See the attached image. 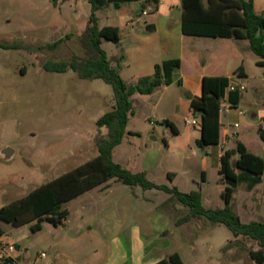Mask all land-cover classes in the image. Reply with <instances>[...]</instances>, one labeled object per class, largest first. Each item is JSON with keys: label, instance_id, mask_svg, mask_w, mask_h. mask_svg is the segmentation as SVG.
I'll use <instances>...</instances> for the list:
<instances>
[{"label": "rangeland", "instance_id": "374dc122", "mask_svg": "<svg viewBox=\"0 0 264 264\" xmlns=\"http://www.w3.org/2000/svg\"><path fill=\"white\" fill-rule=\"evenodd\" d=\"M111 10L116 11L114 7ZM107 13V10L97 13L101 23H105ZM91 15L92 6L87 0H0V45L7 46L0 47V209L98 155L97 122L115 104L113 88L102 80L81 79L72 70L56 73L44 69L49 60L58 62L75 54L86 55L76 34L87 27ZM108 25L115 23L109 21ZM70 33L74 37L56 50L44 49ZM102 48L109 57L118 54L116 44L111 42L104 41ZM257 59L250 51L247 60L251 63ZM251 66L256 70L254 63ZM259 70L251 74L254 85L263 80L257 75ZM243 83L248 88L242 105L232 109V113L222 114L224 129L235 133L247 132L249 124L254 122L252 115L259 114V108L264 110V88H257L256 92L248 82ZM175 90L157 95L152 103H134L127 129L136 135H126L123 144L116 149L113 161L134 173L149 170V180L157 185L170 186L167 173H176V183L184 193L201 189L205 208L222 209L225 206L221 196L224 186L218 182L216 156L212 155L204 168L206 183L202 180L205 155L197 144L193 142L188 151L198 152L190 174L181 163L183 155L178 147L185 144L187 130L194 133V127H189L183 117L173 119L181 131V138L176 139L162 120L156 122L153 119L156 113L153 103L159 101V112H165V101ZM189 120L193 118L189 117ZM251 135L259 140V144L254 143L251 147L252 151L264 159V144L258 131H252ZM6 148L15 152L10 161H5L2 155ZM211 150L217 148L211 147ZM134 190L114 184L105 195L107 197L93 193L71 201L64 206L67 213L64 226L44 223L41 231H33L36 221L15 227L2 220L0 226L6 231L7 240L17 250L28 253L36 264L48 261L54 264H106L110 260L115 264L121 258L122 248L132 264V250L136 246L128 234L134 229L143 234L146 246L152 242L162 246L152 253L154 260L178 252L184 264H253L247 251L224 250L233 239L225 225L214 224L206 218L185 221L188 208L171 210L169 202L143 203L133 196ZM145 196L153 199L154 193ZM94 197L98 198L96 204ZM122 199L129 205V217L118 212V200ZM104 200L110 205V208L105 207V222L83 216L93 205H102ZM230 207L244 224L263 221L264 176L253 193L247 191L246 183H241ZM92 221H98L97 226L87 228ZM82 222L86 225L84 229L80 228ZM120 225L124 229L115 238L113 234ZM162 228L166 229L156 233ZM152 234L159 235L151 238ZM243 242L249 249L258 248L252 240ZM42 253L47 255L45 261L40 258Z\"/></svg>", "mask_w": 264, "mask_h": 264}, {"label": "trees", "instance_id": "16d2710c", "mask_svg": "<svg viewBox=\"0 0 264 264\" xmlns=\"http://www.w3.org/2000/svg\"><path fill=\"white\" fill-rule=\"evenodd\" d=\"M92 6V15L84 31L77 36L86 55L75 54L65 61L49 60L44 69L49 72H76L84 80H102L114 90L113 108L106 112L97 122L98 136L95 139L98 155L93 159L70 170L62 176L43 184L21 199L0 209V220L21 227L36 221L33 231H41L44 223L61 226L67 218L64 206L98 187L105 186L115 180L127 188L134 190L140 187L144 191L158 190L170 194L173 200L189 209L185 221L191 218H206L214 224L225 225L232 233L231 240L224 250L233 248L247 251L256 264H264V220L241 222L240 217L230 207L234 194L241 183H246L248 192H252L263 182L264 159L248 151L246 146L237 142L233 149L226 150L220 158L221 184L224 186L222 209H207L203 206L202 193L191 191L182 193L176 187L157 185L148 178L146 172L134 173L114 163V152L127 134L130 118L133 115L132 96L135 94L150 95L165 84L173 83L174 73L180 67L178 60L165 61L156 65L154 79L147 86L141 84L129 87L123 80L120 69L125 61L123 53L109 58L102 48L104 41L119 44L120 29L116 26L100 27L97 13L110 5L119 8L123 3L141 0H87ZM182 33L191 37L229 38L248 41L250 50L257 56V65L264 67V12L257 13L253 0H182ZM74 36L48 44L44 49L56 50L65 41ZM7 48V46L0 45ZM242 67L236 72L239 74ZM232 79L227 77H205L202 82V96L191 101V111L201 121V138L197 146L204 149L220 144L221 106ZM181 85V82H179ZM242 93L239 90L228 93L229 107L239 106ZM174 135L177 128L165 121ZM106 131V134L103 132ZM132 135V134H130ZM134 135V134H133ZM136 135V134H135ZM259 137L264 144V128L259 129ZM167 143V142H166ZM167 178L172 181L173 175ZM6 231L0 226V237ZM252 240L258 249H249L243 242ZM19 249V245H17ZM0 264H18L15 260H0ZM156 264H184L179 253Z\"/></svg>", "mask_w": 264, "mask_h": 264}, {"label": "crops", "instance_id": "0c3cea01", "mask_svg": "<svg viewBox=\"0 0 264 264\" xmlns=\"http://www.w3.org/2000/svg\"><path fill=\"white\" fill-rule=\"evenodd\" d=\"M253 2L255 11L257 13H263L264 0H253ZM181 4L182 0H141L138 2L123 3L119 8L110 5L109 7L103 9L107 10L108 12V15L105 17V23H101L99 21V25L100 27H106L109 26L108 22L112 21L115 23L114 26L119 27L120 29L121 40L116 46L118 49V54L123 53L125 56V61L121 65L120 73L124 82L129 87L136 86L138 84L147 87L154 79L156 65H160L165 61H179L180 67L177 71H175L173 83L171 85L167 86L162 84L161 86L157 87L150 95H142L137 93L132 96L131 100L134 108V103L136 101L138 103H142V105L150 102L152 103L153 99L157 95L164 94L166 91H169L173 88L176 89L173 96L169 97L168 100L165 101L164 105L165 109H167L165 112H159V101L153 103L154 112H156L153 115V119L156 120V122H159V120H162V122H171L178 130V134L173 136L176 139L181 138V131L176 123L172 121L173 119L183 117L189 127H194V133H192L190 130H187L188 136L185 140V144H182L180 147H178L179 152L183 155L181 163L183 164L186 173L190 174L191 168L193 166L194 156L198 155V152L188 151L191 150V145L193 142L196 145L197 141L201 138L200 117L194 116L192 114L191 101L202 96L203 79L205 77H227L232 79V83L236 86H245L243 82H248L251 88L257 92V88H264V70L258 69L260 68V66L257 65L258 59L251 63L249 60H247V56L250 55L251 50L250 44H248L246 41H238L229 38L191 37L184 35L182 33L183 12ZM112 7L115 8V12L111 10ZM83 31L84 29L76 35H80ZM61 39L62 37L58 38V41ZM117 55L110 56L109 58L115 57ZM252 63L256 65V70L252 68ZM240 67H242L243 70L239 74H236ZM257 69L260 71L257 75H261L263 80L260 82L261 84L258 83L257 85H254L251 82L254 79L251 74L252 72L258 71ZM179 82H181V85H179ZM246 88L248 87L246 86ZM246 91L245 93H247ZM245 93H242L239 106H241L243 103ZM188 94L192 96V99L188 97ZM251 100L252 97L249 96V101ZM257 110H259V114H256L257 117L253 119L254 122L249 124V129L247 132L235 133L228 129H224L225 125L221 120L220 144L214 147L217 148V150H211V147L213 146H209L204 149L199 148L201 153L205 155V157L202 158V163L204 165L202 168L203 183H206V170L204 168L207 163H209L212 155L216 156L215 158L218 160V182L219 184L221 183V176L219 175V171L221 169L220 158L224 151L233 149L237 142L243 143L248 151L257 155L256 152L252 151L251 147L254 143L259 144V140L253 137L251 133L252 131L257 130L259 137V129L261 127L264 128V110L260 108ZM232 112V108H229L227 114ZM240 114L243 116V112H240ZM260 114L262 118H260ZM189 117H192L193 120L190 121ZM131 119L132 117L130 118V122ZM193 123H196L197 125ZM128 133L132 135L134 134L135 136V133ZM231 142L233 143L231 144ZM145 172L148 174V176H150L149 170H145ZM168 174L173 175L172 181H169V187H176L180 192L184 193L176 183L178 175L173 172H168L167 175ZM114 184L121 183L112 180L109 181L105 186L98 187L85 194L99 193L101 196L108 195ZM258 187L259 185L250 193H253L258 189ZM135 189L136 190H134L132 194L136 200L140 202H152L155 204L169 202L171 210H179L185 207L177 200H173L171 195L165 192L158 190L144 191L138 190L137 188ZM135 191L137 193H134ZM198 191L201 192L202 190L200 189ZM146 193H154V198L151 199L146 197ZM156 198L160 199V201H155ZM93 200L94 204L98 203L97 197H94ZM103 202L102 205H93L90 210H87L83 214V216L87 219L90 217L93 219L98 218L97 220H99V222H105V209L110 208V205L106 203V200ZM118 203L119 205L117 208L119 214L123 215L124 217H129L131 215V211L127 202L122 199L118 200ZM86 205L88 206V204ZM185 208L187 209V207ZM107 211L108 213L110 212V210ZM94 222L91 223L87 228H95L98 221ZM64 225L65 221L63 222L62 226ZM85 227L86 225L84 222H82L80 228L84 229ZM123 229L124 228L121 225L117 227V232L113 234L115 238L121 235L118 233H121ZM165 229L166 228H162L156 233H160ZM128 235L136 246L132 250V264H156L161 260L169 258L170 255L175 253L173 252L168 254L167 257L154 260L152 253L156 252V250L159 251V249H162L161 245L158 246L156 243L152 242L146 246L142 239L143 234H140L139 231L135 229L131 234ZM157 235L159 234H152L150 237L155 238ZM3 238L7 240L6 235L3 236ZM121 253V258L118 259L115 264H129V259L127 258L126 251L123 248ZM14 257L18 264H36L32 261L28 253H23L20 251V249L17 250V253L14 254ZM46 259L47 255L46 258L41 260L45 261ZM111 262L112 261L110 260L106 264H112ZM45 264L54 263L52 261H48ZM253 264L256 263L253 261Z\"/></svg>", "mask_w": 264, "mask_h": 264}, {"label": "built area", "instance_id": "2783aa9c", "mask_svg": "<svg viewBox=\"0 0 264 264\" xmlns=\"http://www.w3.org/2000/svg\"><path fill=\"white\" fill-rule=\"evenodd\" d=\"M236 90H239L241 93H244L246 91V88L244 86H236L231 82L230 86L228 87L226 97L224 98V100L222 102L221 114L227 112L228 109L230 108L229 104H228V93L234 92ZM151 124L154 125L155 122L152 121ZM193 124L197 125L196 123H193ZM235 126L239 127L238 124H236ZM16 253H17V249H16L15 245L13 243H10L9 241H7L5 238L0 237V260L1 261L5 260V259L15 260L14 254H16ZM40 258L41 259L46 258V254L42 253L40 255Z\"/></svg>", "mask_w": 264, "mask_h": 264}, {"label": "water", "instance_id": "95a60500", "mask_svg": "<svg viewBox=\"0 0 264 264\" xmlns=\"http://www.w3.org/2000/svg\"><path fill=\"white\" fill-rule=\"evenodd\" d=\"M188 97L192 99V96L190 94H188ZM256 117H257L256 114L252 115L253 119H255ZM2 155L5 161H10L14 157L15 152L11 148H6L3 150Z\"/></svg>", "mask_w": 264, "mask_h": 264}]
</instances>
